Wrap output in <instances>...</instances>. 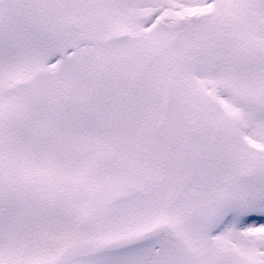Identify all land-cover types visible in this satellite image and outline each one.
I'll use <instances>...</instances> for the list:
<instances>
[{
  "label": "snow or ice",
  "instance_id": "snow-or-ice-1",
  "mask_svg": "<svg viewBox=\"0 0 264 264\" xmlns=\"http://www.w3.org/2000/svg\"><path fill=\"white\" fill-rule=\"evenodd\" d=\"M0 264H264V0H0Z\"/></svg>",
  "mask_w": 264,
  "mask_h": 264
}]
</instances>
